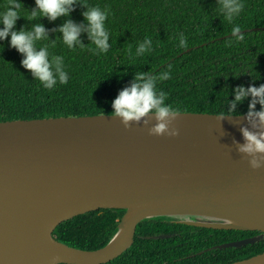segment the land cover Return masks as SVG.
I'll use <instances>...</instances> for the list:
<instances>
[{
    "label": "water",
    "instance_id": "95a60500",
    "mask_svg": "<svg viewBox=\"0 0 264 264\" xmlns=\"http://www.w3.org/2000/svg\"><path fill=\"white\" fill-rule=\"evenodd\" d=\"M240 124L243 116L178 112L177 135L157 136L112 114L0 121V264H104L156 217L264 233V164L250 168L236 151ZM97 209L124 210L103 247L52 237L63 221ZM230 264H264V252Z\"/></svg>",
    "mask_w": 264,
    "mask_h": 264
},
{
    "label": "trees",
    "instance_id": "16d2710c",
    "mask_svg": "<svg viewBox=\"0 0 264 264\" xmlns=\"http://www.w3.org/2000/svg\"><path fill=\"white\" fill-rule=\"evenodd\" d=\"M6 2L0 0V10ZM87 3L110 8L105 21L110 47L105 53L94 51L84 33L83 48L69 50L57 40L51 51L64 56L69 76L65 84L44 88L20 65L21 56L8 46L7 37L0 42V121L112 114L111 100L117 91L142 71L170 73L156 87L168 93L166 103L180 113L215 114L232 86L264 83V0H244L245 7L233 21L241 25L244 38L240 41L231 37L232 24L219 13L217 0ZM22 4L20 11L26 18L33 0ZM81 11L77 5L71 18L82 20ZM62 20L40 18L45 28ZM29 23L20 17L15 26ZM180 34L186 39L185 47L179 46ZM146 36L152 40L151 51L137 56L136 45ZM258 75V80L251 79ZM246 103L237 106L241 112ZM123 212L97 209L71 217L54 228L52 237L70 247L99 249L116 231ZM258 235L261 238L253 243L225 246ZM261 252L264 233L200 228L156 217L139 222L129 248L104 264H230Z\"/></svg>",
    "mask_w": 264,
    "mask_h": 264
},
{
    "label": "clouds",
    "instance_id": "9594fccd",
    "mask_svg": "<svg viewBox=\"0 0 264 264\" xmlns=\"http://www.w3.org/2000/svg\"><path fill=\"white\" fill-rule=\"evenodd\" d=\"M77 5L82 9L80 21H74L70 16ZM216 6L224 20L232 24L230 34L233 40H242L244 36L241 25L233 21L245 7L244 0H217ZM22 7V0H7L0 10V42L7 37L8 46L21 56L20 65L46 89L54 88L57 82L65 84L69 78L64 56L51 51L57 40L69 50L83 48L86 43H82L81 33H84L87 41L94 45V51L105 53L110 47L105 21L111 15V10L107 5L101 7L98 4H88L87 0H33L26 18L21 14ZM20 17L30 22L28 26H15ZM40 18L48 21L57 18L63 20L53 28H45ZM49 32L53 33L51 39ZM178 42L180 47L186 46L183 34L179 35ZM151 48L152 40L146 36L137 43L136 55L149 52ZM169 76L168 71L158 74L142 71L133 74L131 80L111 100L112 116L119 118L124 128H128L130 123H141L146 126L149 134L176 136L177 129L170 127V123L179 109L166 103L168 93L156 87L158 81ZM251 79L258 80L259 75ZM229 94L231 99H228ZM245 100L246 107L241 112L237 106ZM149 115L153 118L152 123L146 118ZM214 115L217 118L243 116L247 126H239L242 142L233 140L236 151L247 157L250 168L256 169L264 164V83L232 86L227 91L223 105ZM55 264L64 262L57 260Z\"/></svg>",
    "mask_w": 264,
    "mask_h": 264
}]
</instances>
